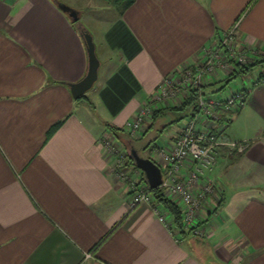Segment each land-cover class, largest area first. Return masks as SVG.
Masks as SVG:
<instances>
[{"label": "crops", "instance_id": "1", "mask_svg": "<svg viewBox=\"0 0 264 264\" xmlns=\"http://www.w3.org/2000/svg\"><path fill=\"white\" fill-rule=\"evenodd\" d=\"M65 3L77 21L59 0H0V264H264V80H241L246 101L224 131L247 149L220 147L203 177L214 184L198 218L207 220L204 239L216 251L210 261L195 253L203 244L177 238L150 204L131 206L105 142L108 125L125 130L163 80L176 82L187 66L200 65L205 49L233 28L247 61L261 58L264 0H134L102 23L99 14ZM84 29L100 66L94 85L75 99L69 83L88 70ZM229 65L207 79L204 92L231 91L207 89L234 71ZM184 125L146 149L161 168L155 150L171 146ZM192 165L185 163L182 176Z\"/></svg>", "mask_w": 264, "mask_h": 264}, {"label": "built area", "instance_id": "2", "mask_svg": "<svg viewBox=\"0 0 264 264\" xmlns=\"http://www.w3.org/2000/svg\"><path fill=\"white\" fill-rule=\"evenodd\" d=\"M233 30L234 28L228 31L214 46L205 49L202 64L192 69H183L180 79L176 82L169 78L163 80L144 107L134 117L127 120L125 130L131 134L138 133L137 136H139V132L151 118L155 108L167 103L172 98L187 95L194 89L205 85L211 75L224 70L228 66L229 60L221 55L223 48L230 50L229 56L233 64H245L247 54L240 49L236 51L235 46H232L230 40H227L234 37ZM257 82L258 80L253 81V83ZM247 90L248 87L246 88L240 83L239 86L233 87L229 93L222 96L202 93L197 99L196 112L189 116L181 134L174 143L169 147L157 148L163 170V181L159 187L163 189L166 196H171L176 200L175 202L182 210L183 224L187 228H196L195 231L197 230L201 205L209 195L214 193V184L211 181H205L204 176L213 170L217 150L220 147H225L231 154H241L248 147V142L229 140L224 134L226 123L231 119V116L243 108ZM219 120L224 121L218 123ZM105 142L115 156L112 168L116 175L124 181L128 178L127 162L124 155L116 157L115 152H119L117 147L111 144L110 140ZM187 162L193 165L188 175L182 176L184 165ZM202 179L203 184L195 189L196 184ZM141 203L150 204L162 222L169 227L174 226V223L171 224L163 216V208L154 203V196L147 186L138 189L131 198L132 207Z\"/></svg>", "mask_w": 264, "mask_h": 264}, {"label": "rangeland", "instance_id": "3", "mask_svg": "<svg viewBox=\"0 0 264 264\" xmlns=\"http://www.w3.org/2000/svg\"><path fill=\"white\" fill-rule=\"evenodd\" d=\"M63 1L73 3L75 5L83 7L84 9H88L87 10V14H89V15H92V16L97 15L98 16V14H99V16H98L99 17V23H102L104 21L103 19H105V21L109 20L111 18L113 19L116 15H118L117 12L120 11V8L109 5L105 0H63ZM65 2H61L59 0V3L61 5L70 6V5H67ZM103 6H108L110 9L103 11V10L100 9ZM96 8L100 9V10H97ZM93 11H95V12H93ZM227 40H230L229 42H231V45L235 46L236 51H238V49H240L239 46L237 45V42H236L234 37L230 38V39H227ZM244 53L246 54V52H244ZM230 54H231L230 50H227V48H223V52L221 53V55H224L225 59L229 60L228 61V66H230L229 64L232 63L231 59H230L231 57L229 56ZM203 62H204V60L202 61V63ZM202 63H200V64H202ZM249 64H251V63L248 62L247 59H246V62H245L244 65H248L249 69L247 70L246 74H244L243 76L241 75V78L238 76L236 78L230 79L229 81H227V80L225 81V78L228 77V76L225 75V77H224V79L222 81H218L217 83L213 84L211 87H207V89L209 91H211L212 89H215V90L218 89L219 90L221 88V86L224 85V88L228 89L226 91V93H227V92L230 91L229 88H233V87L239 86L240 83L243 80H248L249 81L251 79V81L258 80V82H260L261 80H264V65L262 63H257L256 65H249ZM228 66L225 67L224 70L229 68ZM194 67H196V66H189V67L187 66L186 68H191L192 69ZM221 72L222 71L220 70L219 73H221ZM181 96H182V99H184L186 97V95L185 96L181 95ZM184 113L185 112H182V113L179 112V114H177L179 119L174 121L171 125H169L166 128V130L160 135V137H158L156 139V143H158L160 145L161 144H165V142L168 141L169 138L172 135H174L175 131L181 125H183L184 123H186L188 121L189 116H185ZM235 114H233L231 116V118ZM223 117L225 118V116H223ZM228 122L226 123L225 127H227ZM139 133H141V132H139ZM137 135H138V133L137 134L136 133L135 134H131L129 131L121 129L117 136L113 132H110V134L107 135L106 139H105L108 142L110 140V143L114 144L117 147V150L119 152H115L116 157H118L119 155L123 154L124 158H125V160L127 162L128 178H126L124 180V184L126 185V193L129 195L130 198L133 197V195L136 193V191H138V189L144 188L145 186H147L146 181H144L142 179L143 176H144L143 171L141 169H139V168H136L128 160V155H129V153H132V149L133 148H138L140 150L141 154L146 156V157H148L150 155L149 152H147L146 150L143 151L141 149V147H139V144H140L139 140H140L141 137H138ZM141 144L143 145L144 142H141ZM154 149H156V148H154ZM155 153L158 154V151L155 150ZM203 203H202L201 206L204 205ZM197 227L199 228V232H198V228H197L196 231H195L196 228L195 229L186 228L187 230H189L192 233L191 234L192 236H190V237L192 238L193 243L196 240L204 239L205 238V227L208 228L207 226H205L204 221L199 222ZM172 231L174 232V234L176 235L177 238L181 237V235L179 234L178 230L176 228H174L173 226H172ZM207 235H208V233H207ZM208 239H207V241H208ZM204 244H203V247L199 246L200 247V248H198L199 251L195 250V253L200 257L201 260L210 261L211 260L210 257L212 255L215 256V257L217 256L215 248H213V246H211V245H208V246L206 245L205 246ZM213 264H218V263L214 262ZM221 264H224V263H221Z\"/></svg>", "mask_w": 264, "mask_h": 264}, {"label": "trees", "instance_id": "4", "mask_svg": "<svg viewBox=\"0 0 264 264\" xmlns=\"http://www.w3.org/2000/svg\"><path fill=\"white\" fill-rule=\"evenodd\" d=\"M105 1L111 6L120 8V12L124 11L129 5H131L134 2V0H105ZM257 63H262L264 65V55L261 58H259L255 63L249 64V65H256ZM234 66H235L234 71L228 77L225 78V81L226 80L229 81L230 79L236 78L241 74L242 75L246 74L247 70L249 69L248 65H244L240 63H235ZM204 88H205V85L194 89V91L189 92L186 95V97L183 99V102L180 105L170 106V107H162V105H160L157 108H155L151 114L152 121L149 123V125L147 126V129L141 135V138L139 140L140 144L141 142H144V144L143 145L139 144V147H141V149L145 151L152 143L156 141L158 137H160V135L165 131V129L168 127L169 124L179 119V117L170 118L169 114H171L172 112H178L180 110L186 109L185 115L191 116L192 114H194L197 110V99L202 93H204ZM247 93L248 92L246 91L245 94L247 95ZM168 118H170L169 120L170 122H168L167 120ZM222 121L219 120L217 122L221 123ZM60 124L61 122L54 124L49 129L48 135H51L59 127ZM108 127L111 130V132H113L116 136L121 130V128H117L111 125H108ZM133 149L140 152L138 148H133ZM128 160L131 164H133L136 168H138L135 165L132 153H129ZM142 179L146 181L145 175L143 176ZM147 189L153 194L154 203L159 204L161 207L166 209L172 215L174 226L178 230L181 237L182 238L189 237L192 233L189 230H187L186 229L187 227L183 224L182 210L178 206V204L172 199H170L169 197H167L163 189L160 187L155 188V189H150L147 185ZM222 202H223L222 198H220L217 201V203L215 204V208H214L215 211L219 210L220 206L222 205ZM206 221L207 220H204V223ZM196 241L198 243H201V244L205 243L204 245H207L205 239L196 240ZM100 242L101 241L97 242L94 248L97 247ZM215 263H218V262L215 261ZM218 264H221V263H218Z\"/></svg>", "mask_w": 264, "mask_h": 264}, {"label": "water", "instance_id": "5", "mask_svg": "<svg viewBox=\"0 0 264 264\" xmlns=\"http://www.w3.org/2000/svg\"><path fill=\"white\" fill-rule=\"evenodd\" d=\"M70 18L77 21L78 11L72 7L59 4ZM82 36L86 45V51L88 55V70L85 76L76 82L69 83L72 95L75 99L84 95L97 81L98 71L100 66V60L96 53V47L93 40V36L89 30L84 29ZM135 165L141 169L145 175L147 185L150 189L158 188L163 181V172L161 167L150 157L142 155L139 151L132 150Z\"/></svg>", "mask_w": 264, "mask_h": 264}]
</instances>
